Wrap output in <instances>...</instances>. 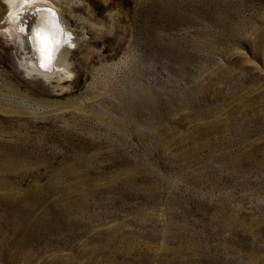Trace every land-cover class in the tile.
<instances>
[{"label": "rangeland", "instance_id": "374dc122", "mask_svg": "<svg viewBox=\"0 0 264 264\" xmlns=\"http://www.w3.org/2000/svg\"><path fill=\"white\" fill-rule=\"evenodd\" d=\"M46 4L41 83L0 0V264H264V0Z\"/></svg>", "mask_w": 264, "mask_h": 264}, {"label": "bare ground", "instance_id": "6f19581e", "mask_svg": "<svg viewBox=\"0 0 264 264\" xmlns=\"http://www.w3.org/2000/svg\"><path fill=\"white\" fill-rule=\"evenodd\" d=\"M38 1L5 0L7 9L1 28L5 30L11 42L14 67L30 80L43 83L49 81L59 68H62V76H68L62 59L65 47L61 44L71 42L69 30L67 32L63 28L58 13L46 4L48 0H40L42 3ZM9 12H14L19 19L13 21L8 15ZM22 20L26 23H22ZM27 24L32 25L30 41L27 39Z\"/></svg>", "mask_w": 264, "mask_h": 264}, {"label": "snow or ice", "instance_id": "6c2138e0", "mask_svg": "<svg viewBox=\"0 0 264 264\" xmlns=\"http://www.w3.org/2000/svg\"><path fill=\"white\" fill-rule=\"evenodd\" d=\"M25 11H27V10H25ZM37 11H39V9L37 10ZM8 15H9V17H11L12 19H13V21L15 20V19H19V17H17L16 16V14L14 13V12H9L8 13ZM22 23H26L25 21H21ZM22 31H24L25 29H21ZM32 25L31 24H27V39L30 41L31 40V38H32ZM41 67H43V65H41Z\"/></svg>", "mask_w": 264, "mask_h": 264}]
</instances>
